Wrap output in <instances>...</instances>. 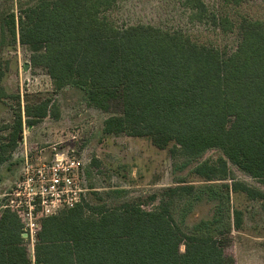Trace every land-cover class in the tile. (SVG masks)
<instances>
[{
	"label": "trees",
	"instance_id": "trees-1",
	"mask_svg": "<svg viewBox=\"0 0 264 264\" xmlns=\"http://www.w3.org/2000/svg\"><path fill=\"white\" fill-rule=\"evenodd\" d=\"M16 1L19 14L0 18V102L16 100L13 122L0 128L7 130L0 138V166L20 144L23 115L28 127L60 117L51 97L24 98L23 108L20 94L6 89L9 62L1 54L17 36L32 67L50 77L54 93L79 88L88 106L110 114L105 134L148 138L162 150L172 145L173 154L190 159L211 149L221 155L194 167L202 184L183 179L151 195V201L159 199L152 209L141 201L109 207L87 200L52 216L37 209L33 258L23 209H2L0 264H236L227 247L244 211L231 205V192L264 202V191L237 179L230 167L264 182V20L235 23L203 0H185L190 20L238 29L239 42L228 50L194 41L182 30L119 26L109 16L119 0ZM204 197L216 201L214 214L186 231L192 203ZM181 201L188 206L178 219Z\"/></svg>",
	"mask_w": 264,
	"mask_h": 264
},
{
	"label": "rangeland",
	"instance_id": "rangeland-1",
	"mask_svg": "<svg viewBox=\"0 0 264 264\" xmlns=\"http://www.w3.org/2000/svg\"><path fill=\"white\" fill-rule=\"evenodd\" d=\"M184 1L119 0L116 7L109 12V16L119 26L152 24L169 30H182L197 42L213 44L228 50H233L237 46L239 42L237 28L225 31L211 22L190 20ZM203 1L216 15L220 17L227 15L235 23L243 17L264 20V0H245L239 5L229 4L224 0ZM11 12L19 14L17 1L0 0V18L8 17ZM15 44L4 46L2 51L3 57L9 62L3 79L6 89L13 94L19 93L22 105L25 103L24 98L37 101L40 97H51L60 112L58 119L49 115L34 127H24L27 144L31 147L30 155L33 161L38 158L47 159L51 155V146L59 143L78 148L85 160L87 186L90 189L86 200L90 203H104L111 207L126 201H141L145 208L152 209L159 204V199L151 201L149 199L151 195L160 194L164 189L178 185L183 179L197 186L202 184L203 179L196 175L194 167L199 162L215 160L221 155V151L211 149L200 158L190 159L173 154L170 150L172 145L162 150L154 146L148 138L105 134L103 124L110 114L88 106L85 93L79 88L67 87L54 93L46 71L32 67L27 46L17 42ZM15 107L16 100L13 98L0 104V128L13 122ZM6 133L7 130H1L0 138ZM74 134L78 138L75 141L71 140ZM22 149L21 136L20 144L11 159L0 166V204L2 194L9 191L20 176L24 166ZM230 167L237 179L264 191V182L247 176L233 165ZM112 191L125 192L118 196ZM185 203L186 201L176 202L178 219L188 206ZM192 204L193 210L187 214L183 226L186 231L200 219L211 218L216 208V201H209L206 197ZM233 205L244 210V227L239 231L234 230L231 234L228 253L236 257L237 252L239 253L245 245L251 251L248 257L250 264H264L263 202L249 200L242 194H234ZM27 246L32 253L30 239H27ZM181 249L184 250L183 245Z\"/></svg>",
	"mask_w": 264,
	"mask_h": 264
},
{
	"label": "built area",
	"instance_id": "built-area-1",
	"mask_svg": "<svg viewBox=\"0 0 264 264\" xmlns=\"http://www.w3.org/2000/svg\"><path fill=\"white\" fill-rule=\"evenodd\" d=\"M25 134L24 131L21 152L24 166L12 188L2 194L0 210L23 209L24 233L31 240L34 254L35 235L39 227L36 210L40 209L44 216L56 215L83 203L90 189L84 156L78 148L67 147L63 143L54 144L49 158L33 161ZM77 139L75 134L71 137V140Z\"/></svg>",
	"mask_w": 264,
	"mask_h": 264
},
{
	"label": "crops",
	"instance_id": "crops-1",
	"mask_svg": "<svg viewBox=\"0 0 264 264\" xmlns=\"http://www.w3.org/2000/svg\"><path fill=\"white\" fill-rule=\"evenodd\" d=\"M17 43L18 44H20V42H19V37L17 36ZM16 45V44H15ZM1 56L3 57V52H2V54H1ZM4 58V57H3ZM5 59V58H4ZM51 83H52V81H51ZM21 96V95H20ZM5 102V101H4ZM2 102H0V104H1ZM22 107L24 108V105H22ZM23 120H24V127L26 126V124H25V117H24V115H23ZM55 119V118H54ZM1 131V130H0ZM5 135V134H4ZM230 182V181H229ZM234 194H242V195H245L246 196V198L247 199H249V200H252V201H254V199H250V198H248V196L245 194V193H243V192H238V191H236V192H231V205L233 206V207H235V208H237V209H240V210H242V211H244L241 207H236V206H234L233 205V195ZM260 202H263L262 200H259ZM263 204H264V202H263ZM244 216H245V213H244ZM243 227H244V223L242 224V226L239 228V229H236V228H233V230H232V233L234 232V230H242L243 229ZM255 238H258V237H255ZM258 239H260V238H258ZM250 252L251 251H249V248L247 247V246H243L240 250H239V253L237 252V255H236V264H250V260L248 259V257L250 256ZM30 254H31V257L33 258L34 257V254L33 253H31L30 252Z\"/></svg>",
	"mask_w": 264,
	"mask_h": 264
},
{
	"label": "water",
	"instance_id": "water-1",
	"mask_svg": "<svg viewBox=\"0 0 264 264\" xmlns=\"http://www.w3.org/2000/svg\"><path fill=\"white\" fill-rule=\"evenodd\" d=\"M23 235H24V237H27V234L26 233H24Z\"/></svg>",
	"mask_w": 264,
	"mask_h": 264
}]
</instances>
